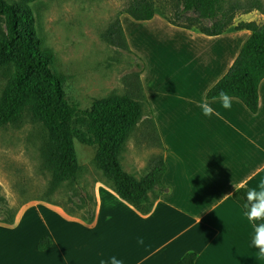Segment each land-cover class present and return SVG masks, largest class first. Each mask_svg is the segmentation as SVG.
<instances>
[{
	"label": "crops",
	"instance_id": "crops-1",
	"mask_svg": "<svg viewBox=\"0 0 264 264\" xmlns=\"http://www.w3.org/2000/svg\"><path fill=\"white\" fill-rule=\"evenodd\" d=\"M128 46L144 63L140 80L162 146L169 192L141 214L110 185L94 187L91 225L56 203L33 200L17 222L0 221V264H176L195 252V264H264L252 245L253 225L235 201L236 188L264 180V79L258 111L231 97L224 108L208 91L228 72L251 36L248 29L218 35L171 24L160 14L119 15ZM256 21L247 14L242 20ZM207 103L213 114L205 116ZM51 244L39 249L41 239Z\"/></svg>",
	"mask_w": 264,
	"mask_h": 264
},
{
	"label": "trees",
	"instance_id": "trees-1",
	"mask_svg": "<svg viewBox=\"0 0 264 264\" xmlns=\"http://www.w3.org/2000/svg\"><path fill=\"white\" fill-rule=\"evenodd\" d=\"M35 0H0V69L9 68L8 80L0 94V126L15 123L26 112L45 128L46 137L42 155L51 172L50 192L62 183L78 184L79 163L74 139L96 145L97 167L112 182L110 187L124 202L141 214H149L169 187L162 183L165 172L163 146L140 80L143 61L132 54L119 18L107 31V40L122 46L138 61L135 83L123 94H112L93 102L89 109L81 110L69 101L65 92V79L54 70L55 56L42 45L36 28V17L30 2ZM254 10L264 14L262 0H130L123 12L137 20L162 15L171 24L218 35L231 30L248 29L251 36L245 42L228 72L208 91V98L219 97L221 91L240 99L253 113L258 111L259 84L264 79V22L240 21L238 15ZM147 117L158 140L162 153L152 158L146 172L139 178L127 172L121 161L123 151L132 131ZM233 198L243 210L245 188H239ZM78 201L71 200L77 209H86L77 215L74 208L61 205L65 211L91 225L96 215V197L79 190ZM73 199V198H72ZM0 197V213L5 214L2 223L14 225L18 212L3 205ZM53 202L50 200H46ZM90 202L93 205L90 206ZM55 203V202H53ZM57 204V203H56ZM51 241L43 238L39 249H46ZM197 254L186 253L176 264H195Z\"/></svg>",
	"mask_w": 264,
	"mask_h": 264
},
{
	"label": "rangeland",
	"instance_id": "rangeland-1",
	"mask_svg": "<svg viewBox=\"0 0 264 264\" xmlns=\"http://www.w3.org/2000/svg\"><path fill=\"white\" fill-rule=\"evenodd\" d=\"M22 1V0H9ZM169 0H160L161 3ZM264 2V0H262ZM130 0H35L30 2L36 17V28L42 45L55 56L54 70L65 79L64 88L70 102L81 110L112 94H123L135 83L137 59L124 47L112 44L106 33L119 15L127 10ZM264 22V14L254 10L246 13ZM238 15L234 25L242 20ZM3 18L0 16V27ZM138 57V56H135ZM139 58V57H138ZM9 68L0 69V94L8 80ZM152 123L145 117L136 127L120 161L124 169L141 177L152 158L162 153ZM44 126L26 112L15 123L0 126V197L1 203L19 212L33 200H50L79 210L71 200L78 201V191L94 195L98 182H112L97 167L96 145L74 139L79 163L78 184L62 183L50 192L51 172L46 168L42 145ZM73 198V199H72ZM93 205L90 202V206ZM5 214L0 213V219Z\"/></svg>",
	"mask_w": 264,
	"mask_h": 264
},
{
	"label": "clouds",
	"instance_id": "clouds-1",
	"mask_svg": "<svg viewBox=\"0 0 264 264\" xmlns=\"http://www.w3.org/2000/svg\"><path fill=\"white\" fill-rule=\"evenodd\" d=\"M224 108H231V97L224 91L219 93ZM205 116L213 114V109L205 102L200 105ZM234 190L239 191L235 186ZM245 216L253 225L252 245L258 249V256L264 258V180L254 188H245ZM111 264H122L115 256L110 258Z\"/></svg>",
	"mask_w": 264,
	"mask_h": 264
}]
</instances>
